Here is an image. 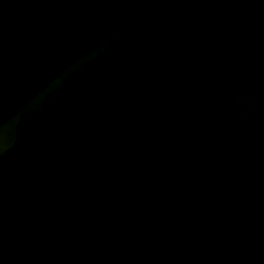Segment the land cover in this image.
I'll use <instances>...</instances> for the list:
<instances>
[{
    "label": "water",
    "instance_id": "95a60500",
    "mask_svg": "<svg viewBox=\"0 0 264 264\" xmlns=\"http://www.w3.org/2000/svg\"><path fill=\"white\" fill-rule=\"evenodd\" d=\"M0 264H264V0H0Z\"/></svg>",
    "mask_w": 264,
    "mask_h": 264
},
{
    "label": "clouds",
    "instance_id": "9594fccd",
    "mask_svg": "<svg viewBox=\"0 0 264 264\" xmlns=\"http://www.w3.org/2000/svg\"><path fill=\"white\" fill-rule=\"evenodd\" d=\"M71 70H75V66H73V68H72ZM65 75H67V73H65ZM56 83H57V84L62 83V78L58 79V80L56 81Z\"/></svg>",
    "mask_w": 264,
    "mask_h": 264
}]
</instances>
